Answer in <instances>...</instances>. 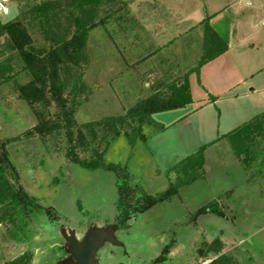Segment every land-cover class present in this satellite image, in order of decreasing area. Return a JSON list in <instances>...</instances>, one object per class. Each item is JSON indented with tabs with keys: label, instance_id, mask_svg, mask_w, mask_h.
<instances>
[{
	"label": "rangeland",
	"instance_id": "1",
	"mask_svg": "<svg viewBox=\"0 0 264 264\" xmlns=\"http://www.w3.org/2000/svg\"><path fill=\"white\" fill-rule=\"evenodd\" d=\"M166 1L161 5L168 11L179 8L177 0ZM236 1L245 3L247 0H220L222 4ZM250 1L259 6L255 15L261 19L258 28L264 34V0ZM21 6L20 0H16L11 13L1 19L15 18ZM207 7L206 15H209L208 2ZM163 11L158 12L163 14ZM173 17L171 25L181 27L176 23L179 19L175 12ZM107 22L95 26L90 37L89 49L94 65L85 70L87 88L73 110L79 123L123 114L136 101L153 93L150 84H144L147 78L136 77L131 71L109 73L103 70L102 52H110L113 48L104 30ZM229 24L230 20L221 18L215 22V27L227 36ZM190 35L196 37L197 31L193 30ZM36 38L41 40L38 34ZM187 38L183 35L165 49L158 62L152 61L169 83L196 66L201 57L202 46L190 38L188 48ZM231 42L236 48V40ZM245 57L252 65L251 70L264 69V41L256 48H246ZM27 80L24 73L19 76L20 82ZM252 84L236 89L248 96L235 103L222 101L218 108L205 110L204 118L200 120L194 116L186 122L173 124L194 108L192 103L154 113L152 124L144 130L148 137L146 141L139 140L132 145L122 134L106 147L105 160L125 166L131 175V183L149 194L164 191L175 180V174L167 172L169 167L223 132L231 131L235 121L245 114L255 115L264 110V72ZM254 85L259 89L250 90ZM166 91L169 93L170 89L166 88ZM70 99L74 100L73 97ZM56 111L59 108L52 105L51 113ZM237 112L239 116L232 120L233 113ZM36 123L32 107L20 97L14 85H1L0 142L20 137L6 146L19 181L43 205L53 207L55 219L45 212L38 213L26 234L18 235L13 234L10 226L1 225L0 260L15 258L32 249L33 264H62L64 260H70V245L65 234L73 230L79 241H83L90 227L116 224L118 178L113 170L89 169L69 161L65 154L67 141L62 136L29 135L27 130ZM160 125L166 126L164 133L158 129ZM205 158L204 179L182 186L179 194L139 214L128 228L118 227L116 237L120 244L105 242L95 257L98 264H205L209 260L205 261L199 255L198 248L203 239L212 241L216 237L224 242L223 252L233 254L240 263L264 264V167L251 170L257 173L248 172L227 138L211 144L205 151ZM221 195L219 204L224 216L207 212L192 220L191 214L195 210Z\"/></svg>",
	"mask_w": 264,
	"mask_h": 264
},
{
	"label": "trees",
	"instance_id": "2",
	"mask_svg": "<svg viewBox=\"0 0 264 264\" xmlns=\"http://www.w3.org/2000/svg\"><path fill=\"white\" fill-rule=\"evenodd\" d=\"M20 3L22 6L15 18L4 21L0 17V86L12 83L20 97L32 107L37 123L27 130L29 135L62 136L67 141L65 154L69 161L89 169L105 168L116 173L119 228H128L139 214L171 200L182 186L204 179L205 151L222 138L229 140L248 172L264 167V110L169 167L167 172L174 173L175 180L157 194H149L132 184L130 173L121 163L105 160L106 147L112 140L123 134L132 145L139 140L146 141L144 130L152 124L154 113L181 108L193 101L189 75L199 74L204 64L229 48L228 42L211 25V15H206L202 21L203 52L196 66L173 83L155 79L151 84L153 93L136 101L123 114L79 123L73 110L87 88L84 73L91 62L89 34L125 3L120 0H20ZM37 34L41 40L36 38ZM22 73L28 78L26 82L19 81ZM166 88L170 89L169 93ZM52 105L59 111L51 113ZM165 128L160 125L158 129ZM19 138L0 142V226H10L14 235L26 234L38 213L45 212L55 219L53 207L43 205L19 181L6 149ZM221 197L195 210L192 220L207 212L224 216L219 204ZM223 251L224 242L220 237L212 241L203 239L198 248L199 255L209 260L205 264H242L233 254ZM33 258L34 251L27 249L15 258L0 260V264H33Z\"/></svg>",
	"mask_w": 264,
	"mask_h": 264
},
{
	"label": "crops",
	"instance_id": "3",
	"mask_svg": "<svg viewBox=\"0 0 264 264\" xmlns=\"http://www.w3.org/2000/svg\"><path fill=\"white\" fill-rule=\"evenodd\" d=\"M120 1L124 2L125 6L108 18L104 29L113 48L110 49V52H102L103 70L109 73L131 71L136 77L147 78L148 80H145L144 84H150V89L155 79L169 83L159 73L161 70L152 65L153 62L160 60L161 54H164L167 47L182 38L183 35L188 37V48H190V41L188 42L190 38L193 43H199L202 46L204 36L202 21L207 13V2L210 9L211 25L228 42L229 48L226 52L204 64L200 68L199 74L192 72L189 75L193 97L191 103L194 108L173 124L186 122L194 116L199 120L203 119L204 112L208 108H218L222 101L235 103L240 98L248 96L246 92H236V89L240 86L253 85V81L263 74V68L251 70L252 65H249L245 57L246 48H256L257 44L264 41V34L258 28L261 19L259 20L255 15L256 8L259 6L254 1L247 0L245 3L236 1L222 4L220 0H207V2H205L206 0H177L179 8L176 10L170 8L169 11L161 5L167 2L166 0ZM161 8L164 10L163 14L158 12L162 11ZM180 9L181 11H179ZM174 12L179 19L176 23L181 27L171 25L175 18L173 17ZM221 18L230 20L227 36H223L215 27V22ZM262 25H264V20ZM193 30L197 31L196 37L190 35ZM93 31L94 29L89 34V53L90 37ZM232 39L237 42L236 48H233ZM152 46L153 49H150ZM110 57L112 59H109ZM90 58L91 62L86 70L94 65V58L91 53ZM188 70L189 68L184 73ZM196 88L198 89L197 94L195 93ZM257 89H259L258 85L250 88L253 91ZM202 90H204L203 93H201ZM221 112L219 118L222 121ZM255 115L253 113L245 114L240 120L235 121V124L231 126L232 129ZM238 116V112L237 114L233 113L232 120ZM166 130H163V133ZM225 133L227 132H223L222 135Z\"/></svg>",
	"mask_w": 264,
	"mask_h": 264
},
{
	"label": "water",
	"instance_id": "4",
	"mask_svg": "<svg viewBox=\"0 0 264 264\" xmlns=\"http://www.w3.org/2000/svg\"><path fill=\"white\" fill-rule=\"evenodd\" d=\"M118 227L117 223L104 227H90L83 241H79L75 231L71 230L69 234H65V239L70 245L68 250L70 260L66 259L62 264H98L95 257L105 242L120 244L116 237Z\"/></svg>",
	"mask_w": 264,
	"mask_h": 264
},
{
	"label": "built area",
	"instance_id": "5",
	"mask_svg": "<svg viewBox=\"0 0 264 264\" xmlns=\"http://www.w3.org/2000/svg\"><path fill=\"white\" fill-rule=\"evenodd\" d=\"M16 0H0V17L7 16L11 13L12 4Z\"/></svg>",
	"mask_w": 264,
	"mask_h": 264
}]
</instances>
